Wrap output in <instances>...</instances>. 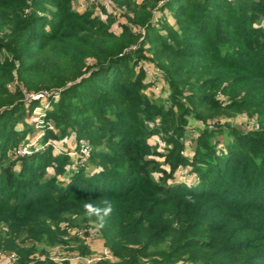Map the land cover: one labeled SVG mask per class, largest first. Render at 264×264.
I'll list each match as a JSON object with an SVG mask.
<instances>
[{"label":"trees","instance_id":"obj_1","mask_svg":"<svg viewBox=\"0 0 264 264\" xmlns=\"http://www.w3.org/2000/svg\"><path fill=\"white\" fill-rule=\"evenodd\" d=\"M70 1L0 0V248L95 223L111 258L80 264H264V0H105L128 8L119 31ZM35 94L91 146L64 186L69 156L10 155ZM183 166L196 184L169 182Z\"/></svg>","mask_w":264,"mask_h":264},{"label":"rangeland","instance_id":"obj_2","mask_svg":"<svg viewBox=\"0 0 264 264\" xmlns=\"http://www.w3.org/2000/svg\"><path fill=\"white\" fill-rule=\"evenodd\" d=\"M248 1L257 0H247V2ZM70 5L71 9L73 10L84 11L87 8H91V15L100 16L106 19L111 18V27L115 31H119L120 24L126 22V18L123 13L127 12L128 8L125 7V5H122V7L114 8L111 7V5H109L105 0H71ZM167 14L169 15V13ZM252 24L254 26H260L264 29V15L260 14ZM144 66L149 76H151L152 74H156L155 72H160V69L157 66L153 67L152 65L147 64H145ZM151 78L156 81V83H152L149 86V90L158 91V89L160 88V83L162 82V78L158 75H152ZM31 99L38 100L39 104H36L37 106L35 107L33 106L31 111H27V113L24 114L25 122L20 120L17 126L18 129H22L24 127V124L27 123L25 125L28 126V135L26 139L19 142L15 149L13 148V150L10 151V155H13V151L17 154V157H21L38 150H45L47 151L46 153H49L52 158L57 154L62 153L63 156H69L70 164L68 163V165L65 166L66 171L63 173V176L61 174L58 175V178L63 177L64 186L66 181H68L69 177L73 174L72 168H77L81 164L76 157V154L78 152H82L80 151V148L78 151H76V147L77 145L87 143V139L82 137L75 138L73 134H70L71 132L66 130L61 131V129L57 127L54 122L46 116V112H44V109L46 107L44 108L43 105L44 102L45 104L47 103L46 99L32 97ZM234 117L236 122L233 123V127L240 129V131H246L248 127H251L248 123L245 122L246 117L244 114L240 113L235 115ZM47 130H51L52 134H49L47 136ZM192 134L191 131H187L184 135V137H186L185 139H188V137L190 138ZM157 137L158 142L160 141V143L163 144L162 142H164V140H162L159 136H156V138ZM154 138H151L153 142L154 140H156ZM185 142L189 141L186 140ZM222 142H224V137L222 134H219L218 143L221 144ZM193 145V142L188 143V147H190V149H187L186 153L190 154V157L191 154H193ZM87 146V152H89L91 146L89 144ZM157 150L158 152L155 153V157L158 160L162 161V154H166V148L164 149V146L159 145L157 146ZM15 153L13 157L16 155ZM85 166V174H90L95 171L94 164L90 161L87 162ZM53 168V166L48 165L46 174H52L54 172ZM178 170L180 171H178V173L175 172L173 178L168 179L169 182H192L191 184L193 185L196 184V181H198V176H196L194 172L190 174L188 166H183L181 168H178ZM249 171L251 175L254 174L253 169H250ZM252 198H256L255 194L252 196ZM80 220L81 218H78L73 223L77 224V226H84L83 222ZM64 227L66 228L64 229ZM94 227H96L95 223L92 224L91 228L85 229L69 227L67 223L63 222L60 225L59 229H55L56 231L59 230V232L61 233H59L58 231L56 232L55 236H53L56 241H54L53 243H47L46 241L37 242L35 245L26 243L24 244V249L33 248V251L31 253L29 252V254H25V252H23L24 255L16 254L14 251L7 250L4 247L0 248V252H2L3 254L9 252L15 253L17 258L11 264H80L83 261L85 263H91L98 259H110L111 255L107 252V247L103 243V238L100 233L96 232ZM86 230L87 233L85 232ZM23 258H25L24 261H22ZM49 261H51L52 263H49ZM0 263H2V261H0Z\"/></svg>","mask_w":264,"mask_h":264},{"label":"built area","instance_id":"obj_3","mask_svg":"<svg viewBox=\"0 0 264 264\" xmlns=\"http://www.w3.org/2000/svg\"><path fill=\"white\" fill-rule=\"evenodd\" d=\"M40 98L41 97V94H35V95H31L30 98ZM88 144L85 143V144H81L79 145V148H80V151L84 154V155H88ZM85 152V153H84ZM108 252V250H107ZM109 254V252H108ZM16 255L14 252H9V253H6V254H3L2 252H0V261H4L3 264H11L13 263L15 260H16Z\"/></svg>","mask_w":264,"mask_h":264},{"label":"clouds","instance_id":"obj_4","mask_svg":"<svg viewBox=\"0 0 264 264\" xmlns=\"http://www.w3.org/2000/svg\"><path fill=\"white\" fill-rule=\"evenodd\" d=\"M85 209H86V211H87L89 214L100 215V213H101V209L94 207V206L91 205L90 203L85 205ZM110 211H111L110 208H108V209H104V210H103V214L106 216V215H108V213H109Z\"/></svg>","mask_w":264,"mask_h":264},{"label":"crops","instance_id":"obj_5","mask_svg":"<svg viewBox=\"0 0 264 264\" xmlns=\"http://www.w3.org/2000/svg\"><path fill=\"white\" fill-rule=\"evenodd\" d=\"M3 263H4V261L2 263H0V264H3Z\"/></svg>","mask_w":264,"mask_h":264}]
</instances>
